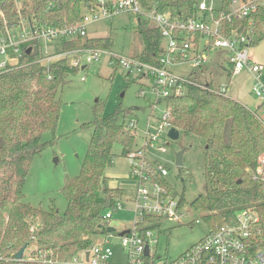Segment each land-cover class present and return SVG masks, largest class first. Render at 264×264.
Returning a JSON list of instances; mask_svg holds the SVG:
<instances>
[{"label":"trees","instance_id":"obj_1","mask_svg":"<svg viewBox=\"0 0 264 264\" xmlns=\"http://www.w3.org/2000/svg\"><path fill=\"white\" fill-rule=\"evenodd\" d=\"M96 1L28 0L19 11L16 0H0V30L15 26L21 16L35 19L41 26L76 24L85 14L83 9L88 10ZM140 1L148 10L184 19L195 15L201 0ZM232 1L223 0L213 15L229 12ZM206 17H210L209 12ZM139 20L143 48L137 57L158 64L160 29L149 26L140 14ZM225 25L250 32L251 45L258 44L264 40V9ZM110 44V38L79 37L63 42L62 47L108 49ZM39 55L37 46L25 52L21 65L0 72V264H38L25 255L16 257L25 245L27 249H52L48 256L61 261H72L78 252L90 248L94 235L104 231L105 212L123 199V189L109 187L105 175L116 157L113 146L119 143L127 155L136 145V131L125 120L134 108L120 107L110 114L96 112L88 124L93 134L82 170L68 177L62 188L68 202L66 211L62 214L57 208L46 210L29 203L24 186L32 161L53 143L44 141L43 136L56 131L62 107L59 91L78 70L65 60L40 64ZM213 87L211 81L196 80L188 84L185 94L166 99L172 125L205 141L207 191L191 202L182 194L178 209L186 215L201 214L215 226L234 223L238 210L253 206L261 219L264 246V182L254 175L264 156V120L257 109L216 93Z\"/></svg>","mask_w":264,"mask_h":264},{"label":"built area","instance_id":"obj_2","mask_svg":"<svg viewBox=\"0 0 264 264\" xmlns=\"http://www.w3.org/2000/svg\"><path fill=\"white\" fill-rule=\"evenodd\" d=\"M262 8L264 9V0H233L229 12L215 17L212 13L215 8L208 0H201L195 15L181 19L174 18L169 13H159L156 9L148 10L140 0H97L76 24L61 27L41 26L35 19L21 16L15 26L0 30V72L21 65L27 49L32 48V52L37 46L40 53L38 62L44 65L65 60L73 67L85 68L88 65L86 63L100 61L106 54L110 56L113 65L124 67L128 74L137 72L139 75L151 77L156 95V104L153 107H157V103H165L161 117H152V113L142 135V145L127 154L132 167L131 175L139 180L132 211V225L122 230L129 232L123 235L118 233L120 246L127 254L128 261L120 263L111 260L114 250L110 238L114 236L112 232L115 229H105L112 226L109 219L113 217L114 211L123 208L122 201H118L105 212L103 232H108L106 237L94 241L90 248L78 252L72 261L56 260L48 256L52 255V249L40 250L36 246L28 252V259L38 264H264L261 219L256 209L250 207L238 210L234 223L211 226L202 240L176 259L158 260L156 252L152 250V243L156 240L153 239L156 221L149 219L172 217L182 222L181 217L187 215L178 209L180 197L163 186L166 181L162 178L169 174L168 167L162 164L153 165L147 159V152L155 143L165 137L171 139L169 130L173 125L170 109L166 104L167 97L172 94H185L188 84L199 80L196 77L197 72L189 75L174 72V67L178 65L190 62L194 67H203V64L206 65L212 59L211 52L224 49L230 64V77L247 69L255 78L253 91L261 102L259 106H264V64L256 62L250 53V32L241 33L238 28H227L225 25L227 21L244 19ZM123 12L140 14L160 29L164 44L161 45L158 64L147 63L138 57L124 56L102 47H62L65 41L87 37L88 26L93 22ZM206 12H209L210 17H206ZM56 42L60 43V47L52 48ZM211 90L230 96L229 86L226 85H215ZM127 126L136 131L133 121ZM168 144L169 142L160 146V150L166 151ZM254 175L264 182V156L260 159ZM198 221L197 219L196 222ZM147 246L150 248L149 254L145 253Z\"/></svg>","mask_w":264,"mask_h":264},{"label":"rangeland","instance_id":"obj_3","mask_svg":"<svg viewBox=\"0 0 264 264\" xmlns=\"http://www.w3.org/2000/svg\"><path fill=\"white\" fill-rule=\"evenodd\" d=\"M28 0H16V5L21 11ZM209 4L217 10L223 5V0H208ZM87 13V9H83ZM23 14V13H22ZM139 15L135 12H123L113 17L93 22L88 27L89 36L110 38L108 49L128 56L136 57L141 52L142 46L139 37ZM148 25L152 23L143 17ZM56 42L52 48L59 47ZM253 59L264 64V40L250 47ZM227 52L224 49L211 52L212 59L203 67H194L192 63L185 62L174 67V72L179 75H189L197 72L198 79L202 82L211 81L216 86H229L230 96L250 109L258 110L264 120V106L253 91L255 78L247 70L232 77L228 74L230 64L227 62ZM81 66L68 77L67 83L59 91L62 101L61 114L55 132L45 133L44 141H53L41 154L35 156L30 171L27 175L24 191L26 200L34 206L49 210L57 208L60 213L67 209V198L62 188L68 177L80 174L88 151V146L93 134V127L88 124L94 120L95 113L110 114L118 108H134L126 116V123L134 122L136 126V145H142V135L152 117L163 115L165 103H156L151 77L139 75L137 72L128 74L121 66H115L110 61L109 55L102 56L100 61ZM130 75V76H128ZM154 120V119H153ZM167 150H160V146L168 143ZM113 150L116 157L107 167V185L123 189V208L114 211L109 219L110 225L115 228L110 240L113 244L114 262L125 263L128 256L120 246V237L123 228L132 225V213L137 195L139 180L131 175V163L119 143L114 144ZM184 150L183 166L176 163V155ZM147 159L153 165L162 164L168 167L169 174L162 178L163 186L170 193L177 196L184 194L188 201H193L200 194L207 191L205 177V141L193 134H185L180 130L177 140L163 138L155 143L147 152ZM165 183V184H164ZM253 208V206H250ZM199 220L196 222V220ZM178 222L172 217L162 218L154 224L155 242L152 250L156 252L158 260H173L192 248L202 240L210 231V223L198 213H190L181 217ZM102 232L94 235L93 240L100 241L107 235ZM31 246L24 254L33 250ZM27 249V248H26Z\"/></svg>","mask_w":264,"mask_h":264},{"label":"water","instance_id":"obj_4","mask_svg":"<svg viewBox=\"0 0 264 264\" xmlns=\"http://www.w3.org/2000/svg\"><path fill=\"white\" fill-rule=\"evenodd\" d=\"M31 50H32V48H28L27 49V53H30L31 52ZM169 137L171 138V139H173V140H177V139H179L180 138V130L177 128V127H175V126H173V127H171V129L169 130ZM183 156H184V150H181V151H179L178 153H177V155H176V163H177V165L179 166V167H181V166H183ZM126 232H129V230H126V231H123V232H121V235H123L124 233H126ZM26 248H27V245H25V246H23L17 253H16V257L18 258V259H21L23 256H24V253H25V251H26ZM149 246H147L146 247V254H149Z\"/></svg>","mask_w":264,"mask_h":264},{"label":"crops","instance_id":"obj_5","mask_svg":"<svg viewBox=\"0 0 264 264\" xmlns=\"http://www.w3.org/2000/svg\"><path fill=\"white\" fill-rule=\"evenodd\" d=\"M138 21H139V23H140V20H139V17H138ZM152 25V24H151ZM151 25H149V26H151ZM90 26V25H89ZM88 26V27H89ZM87 37H90V38H99V37H92V36H89V31H88V34H87ZM162 44H164V41L162 40V42H161V45ZM142 46V45H141ZM60 47V46H59ZM102 48H104V47H102ZM143 48V47H142ZM141 51H142V49H141ZM139 53H141V52H139ZM139 55V54H138ZM138 55H136V57L138 56ZM198 74H196V76H197ZM237 100V99H236ZM242 103V102H241ZM124 195V194H123ZM124 199V198H123ZM131 213H132V211H131Z\"/></svg>","mask_w":264,"mask_h":264}]
</instances>
